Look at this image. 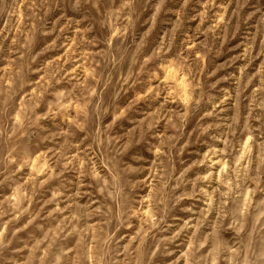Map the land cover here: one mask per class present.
<instances>
[{
	"label": "rangeland",
	"instance_id": "1",
	"mask_svg": "<svg viewBox=\"0 0 264 264\" xmlns=\"http://www.w3.org/2000/svg\"><path fill=\"white\" fill-rule=\"evenodd\" d=\"M0 264H264V0H0Z\"/></svg>",
	"mask_w": 264,
	"mask_h": 264
}]
</instances>
